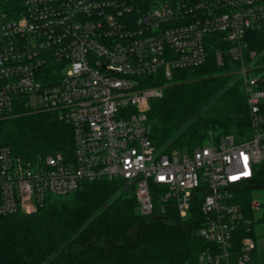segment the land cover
Segmentation results:
<instances>
[{
    "label": "built area",
    "instance_id": "2783aa9c",
    "mask_svg": "<svg viewBox=\"0 0 264 264\" xmlns=\"http://www.w3.org/2000/svg\"><path fill=\"white\" fill-rule=\"evenodd\" d=\"M192 1V2H191ZM137 0H22L17 16L0 5V120L18 108L55 113L69 124L70 156L55 153L35 164L0 144V217L30 214L46 198L82 183L122 180L140 215L194 218L197 235L215 244L200 262L220 264L239 223L249 225L233 190L264 161V62L251 48L264 35V0L156 2L134 14ZM215 61L241 81L249 114L242 141L220 137L191 151H162L151 141L149 102L174 70ZM251 206L256 209V202ZM256 242L241 240L238 264Z\"/></svg>",
    "mask_w": 264,
    "mask_h": 264
},
{
    "label": "trees",
    "instance_id": "16d2710c",
    "mask_svg": "<svg viewBox=\"0 0 264 264\" xmlns=\"http://www.w3.org/2000/svg\"><path fill=\"white\" fill-rule=\"evenodd\" d=\"M175 1L189 2L137 0L134 14L156 2ZM0 5L17 16L22 0H0ZM218 38H210L206 64L174 70L168 81L160 75L145 80L143 86L162 87L147 113L156 148L191 151L225 135L238 142L248 137L243 84L231 83L227 66L216 64ZM251 48L264 62V35H257ZM0 144L32 164L55 153L67 157L73 149L71 126L55 113L18 108L0 120ZM252 189L264 194V161L249 182L233 190V202L251 223L237 225L229 254L220 264H238L243 238L256 242L254 227L264 222V201L256 202L261 215L255 219ZM206 251L214 253L217 247L197 235L194 218L180 219L170 205L163 215L158 210L151 217L140 215L133 188L118 179L82 183L67 195L46 198L33 213L0 217V264H204L200 256ZM247 264H264V255L254 249Z\"/></svg>",
    "mask_w": 264,
    "mask_h": 264
},
{
    "label": "rangeland",
    "instance_id": "374dc122",
    "mask_svg": "<svg viewBox=\"0 0 264 264\" xmlns=\"http://www.w3.org/2000/svg\"><path fill=\"white\" fill-rule=\"evenodd\" d=\"M251 193L255 202L261 203L262 201H264V194H262L261 189H252ZM260 215L261 212L259 208L255 209L254 218L257 219L260 217ZM254 232L255 236L257 237L256 249L261 255H264V222L256 224V226L254 227Z\"/></svg>",
    "mask_w": 264,
    "mask_h": 264
}]
</instances>
